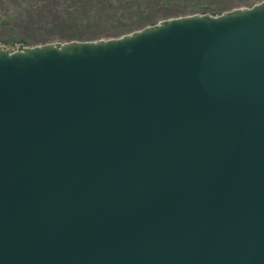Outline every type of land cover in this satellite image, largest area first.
Masks as SVG:
<instances>
[{
  "label": "water",
  "instance_id": "obj_1",
  "mask_svg": "<svg viewBox=\"0 0 264 264\" xmlns=\"http://www.w3.org/2000/svg\"><path fill=\"white\" fill-rule=\"evenodd\" d=\"M0 264H264V1L0 45Z\"/></svg>",
  "mask_w": 264,
  "mask_h": 264
},
{
  "label": "rangeland",
  "instance_id": "obj_2",
  "mask_svg": "<svg viewBox=\"0 0 264 264\" xmlns=\"http://www.w3.org/2000/svg\"><path fill=\"white\" fill-rule=\"evenodd\" d=\"M264 0H0V45L116 39L161 21L221 15Z\"/></svg>",
  "mask_w": 264,
  "mask_h": 264
},
{
  "label": "bare ground",
  "instance_id": "obj_3",
  "mask_svg": "<svg viewBox=\"0 0 264 264\" xmlns=\"http://www.w3.org/2000/svg\"><path fill=\"white\" fill-rule=\"evenodd\" d=\"M108 40V39H107Z\"/></svg>",
  "mask_w": 264,
  "mask_h": 264
}]
</instances>
